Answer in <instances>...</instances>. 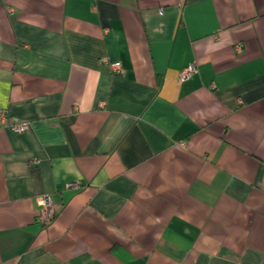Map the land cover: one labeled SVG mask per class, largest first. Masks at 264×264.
Here are the masks:
<instances>
[{
  "label": "crops",
  "instance_id": "obj_1",
  "mask_svg": "<svg viewBox=\"0 0 264 264\" xmlns=\"http://www.w3.org/2000/svg\"><path fill=\"white\" fill-rule=\"evenodd\" d=\"M0 264H264V0H0Z\"/></svg>",
  "mask_w": 264,
  "mask_h": 264
},
{
  "label": "built area",
  "instance_id": "obj_2",
  "mask_svg": "<svg viewBox=\"0 0 264 264\" xmlns=\"http://www.w3.org/2000/svg\"><path fill=\"white\" fill-rule=\"evenodd\" d=\"M237 48H241L240 44H237ZM102 62H105L109 65L112 73L114 74H123L124 68L119 60L116 61H110L106 56H103L100 59ZM196 68L193 64L187 65L184 68H182L179 72L180 79H184L188 77L190 74L195 72ZM4 116L3 110L1 111V117ZM27 124H15L11 126V129L13 131H20L24 128H26ZM69 187L71 188H77L78 184L76 182H70ZM38 209L36 212V220L39 221L43 225H47L50 223L54 216L56 215L57 208L53 203L52 197L49 194L43 195L39 202H38Z\"/></svg>",
  "mask_w": 264,
  "mask_h": 264
}]
</instances>
